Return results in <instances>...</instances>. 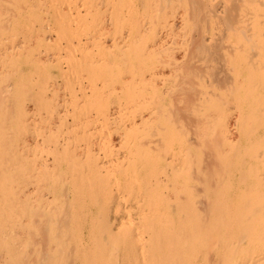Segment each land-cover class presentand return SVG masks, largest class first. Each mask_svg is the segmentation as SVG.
<instances>
[{
	"label": "rangeland",
	"instance_id": "374dc122",
	"mask_svg": "<svg viewBox=\"0 0 264 264\" xmlns=\"http://www.w3.org/2000/svg\"><path fill=\"white\" fill-rule=\"evenodd\" d=\"M161 1H163V3H161ZM179 4V13H175L174 16L169 15V18H167L164 16L166 11L164 9V0H0V200L1 198L3 199L0 201V264H243L246 255L243 254L238 244L245 229L244 217L241 218L240 215L244 214L243 211L246 209L247 205L244 204V201H242V203L240 199L244 196L242 192L243 190L246 191L247 186H245V181H242L245 186L244 188L240 180L243 176L240 172H242V166L244 165L242 157H244L243 154H245L242 150L245 147L243 146L245 144H242L243 141L241 140L243 139L241 137H243L242 132L245 131L247 124H251L254 129L257 125L259 126L264 123V119H262V117L261 119L258 117V119L252 118L251 121H246L243 118V106L246 100L252 97L254 93L253 91V93L240 91L230 93L229 91H226V89L219 90V88L214 85V87L206 88V92L201 91V96L198 94V96L202 98V101L203 99L204 101L206 100L207 95L203 96L202 94H206L207 91L209 96L214 94L212 99H210L211 96L210 98H207L213 100V102L208 103L210 107H207L209 106L207 103H204L203 107L201 105L195 106V109L193 110L197 111V114L199 113V115H196L195 111L192 110L196 117H199L200 114H202L204 118V114L207 113L206 119H208V114L213 115L214 113L212 117L210 115L207 122H203L202 124L201 121H199L201 123L200 129H202L203 132L205 130L208 131L212 137L210 132H212L211 130L215 128L217 120L223 119L226 120V122L228 120H232L233 122L231 121L230 123V127L232 128L230 130H232L231 132L235 137L240 135V138L237 136L238 141L240 139L239 142H242L240 144L235 140L237 143L234 141L233 146L236 144V148L230 150L228 147V150L223 151V153L212 148V153L214 154L212 155L213 158L211 160L214 161L213 165L215 163L217 164L212 167L209 172L210 174L208 173L209 175H204L206 172L204 174L201 173L202 176H205L207 180L211 181L209 184L207 182L199 183L197 180L199 176L197 172L199 163H202V158H205L204 154L206 150L208 152V149H204L202 146L200 148L199 146L195 149V155L193 154L194 157L192 159H190L189 155L186 157V154L181 156V149L182 151L184 149L182 148V139L184 136H181L180 131V133L176 131L174 133V142L171 143L165 151H163L165 154H168V157H171L174 154L175 157L173 156V159L176 162L173 159L172 160L176 169L179 168L180 170H185V167H194L195 173L198 176L196 177L195 173H193L194 175L192 173H187V175L185 174L186 179L188 176L191 178L188 179V182L191 181L189 182L190 184L194 186L196 185L197 187L199 186L200 190H207L208 188L206 187H210L208 192L211 190L212 192L210 191L211 194L210 192L209 194L214 195L213 199H216V203L210 207V210L208 208V214H206L207 212L205 208L200 204H197L196 206L192 204L189 205L188 201H185L190 209H187L185 212L186 214L182 213L184 218L187 216L186 219H182L184 220L182 221L180 218V220L183 223L188 219L197 220L199 223H202L203 221L205 222L199 224L200 228H203L196 239V243L193 241L196 247L194 245L192 246L195 248L192 246H189L190 248H186V242L189 241L188 239L190 238V234L193 232V229L199 233L198 229L200 228H197L198 225H195L197 224L195 221L193 222V224L195 223L194 228L191 229L190 227L189 229L183 227L180 229L177 236H174L175 238L172 237L170 239V234H165L164 236L162 233L164 238L162 236V238L159 239L160 241L162 239V241H159L160 244L157 245L158 247L156 246L157 249L153 248L154 242L156 241H154L152 245L153 239H149L150 234L148 235V232L147 235L143 233L145 237L142 236V231L144 232L145 230L146 233V231H151L150 229H152V223L148 222L151 224V226L148 224V228H150L148 230L145 228L144 230H139L140 232L138 233V237L142 236L146 238V240L143 241L145 244H148H146V247L152 246L153 248H151L150 253L145 254V258L149 257L148 254L153 255L155 253L153 256L150 255L148 260L147 258H144V254H142L144 259L140 257V254L137 257V251H139V248L142 246H140V242L142 244V241H137L138 238L137 240L133 239L134 242L130 238H128L130 240L126 238L125 240L127 242L119 245L118 250L113 247V244L111 245L112 240H108L106 236V233L108 232L106 226H112V228H116V226L119 227V224L123 221L122 219H124L125 223L126 221H129V219L131 221L133 220V222L138 225L139 221L136 219L138 217L136 210L138 207L137 205H139L138 203L140 202L139 200H142L143 197L145 201L148 200L149 202V199L145 198V194L148 192V189L145 187H143V189L142 187H137V185L135 186L136 183L132 184V182L128 184L129 188L127 190L126 186L125 189H123L124 187L121 189V191L123 190L122 192L120 191L118 193L120 197L117 201L119 204L117 210L121 207V210H119L120 213H117L118 211L116 210L108 213L110 216L109 219L112 218L113 223H111V225L110 223L108 224L106 221H103V218H99L98 216L100 215L96 218L90 219L92 224L89 223L90 220L82 221L81 224L79 223L80 225H78L79 221H76L75 224L73 223L75 226L78 225L83 228L80 235L81 233H85L86 237L82 240L78 237L76 238L75 236V238H71L72 234L69 233L68 236L67 232H65L67 235L64 233L63 236L56 235L52 232L45 235L37 234L35 237L25 239L23 238L24 235L22 234L19 223L17 203L20 190L19 188L22 187L20 186L22 185V180L19 172L21 174L20 166L22 167V164L20 163L22 160L21 151L23 148L28 150V159L26 158L28 163L25 162V164L27 163L25 165V170H27V176H30L31 178H29L30 180H27L29 183L33 179L32 176L36 166L40 164L38 166L40 167L42 163L47 162L53 164V162L59 158H65L64 160H66L67 156H70L68 155L70 150H72V152L75 150L73 149V146L75 148L76 144L78 147H76V150L83 151L84 148L86 151L88 149L86 155H84L85 158L84 156V159L80 157V159L85 162L84 165V162L82 161L84 167L78 165L79 162H77V159L74 160V164L78 163L76 164L78 165L77 169L81 168L78 172L76 171L77 169H75V165L73 168L75 170L73 171H75V173H81L80 175H82L79 176L76 173V178H82L85 176V178L87 177L86 181L83 180V178L80 180L86 182L85 184L88 183L87 180H89V182H92L93 180L92 184H97V187L100 186L99 188H104L106 185L102 183L105 182L100 181L102 183H97L99 178L96 180L92 176L93 173L91 171L95 172L93 167H88L87 169L90 172L87 171L86 167L88 164L86 162L88 161L89 163L87 155L90 159L91 157L96 159L98 152L100 154V156L98 154V158L103 159L98 160L97 158V162L103 161L106 163V161L109 162L112 159L108 164L112 162H114V164L116 162H123L121 165H129L130 163H133V161L136 163L137 160H140L139 162H145V159L148 161L147 158H143L147 155L144 154L142 156L138 154V149L135 147L134 139L132 140V137H127L126 128L130 127L129 124L133 123L134 117L136 118L135 122H139L141 120L140 116L137 114L139 113V109L141 110V108H139L141 107L140 105H149L148 102H152L160 94V92H156L154 89H151L152 87L149 83L146 82L145 84L147 78L142 75L144 73L145 75L147 74L145 70L148 71L149 69L147 65L149 61L145 60V57H142L143 53L140 52V47H138V45L136 47L129 45L133 39H137L139 36H143L142 38L144 39L145 37L148 38V35L146 36V33L144 34L143 32L145 30L147 31L145 28L148 27V29H152V31H156L155 29H159V32L163 31L160 35L162 40L165 39V37L168 38V36L173 39V36H170V33L172 32L171 29L173 28L172 26L174 20L176 21V24L184 22L187 30L189 29L192 31V28H194V22L189 16L191 7H188V11L186 10L187 7H185L187 2ZM160 5L161 8H159ZM182 13L188 14L186 16V21L184 17H182ZM166 21H168V24H165ZM169 23H171L172 26L169 27ZM164 25L167 27L165 28ZM152 31H150L149 34L152 33ZM138 33L142 34L136 35ZM128 39H130L129 42ZM126 43H128L127 46H125ZM119 47L122 49L120 50ZM140 68L141 70L144 69V72L139 73L138 70H140ZM172 78H170V81L168 80V77V79H166V85L164 87L161 86L162 88L159 89L164 91L165 89L167 90L171 87L169 91L167 90L168 92L165 90V94H162L167 101H165V108H168L169 106V109L170 107L174 108L176 104H178H174L175 106L172 104L173 102L178 101V99H176L178 96L176 92L179 93V88L177 89V87H173L177 90L176 92H172L175 91L172 89V86H174L173 84H177L174 79L175 77ZM143 79H145V81ZM143 83L145 85L148 84L149 87L148 85H144L143 87ZM199 87L200 86H198L199 90H203L204 88ZM151 90L154 91L157 96L154 97V93ZM209 91L213 94H210ZM180 94L181 93H179V95ZM254 95H256V93ZM214 96L216 99H213ZM217 96L220 98H217ZM184 97L185 96H183V98ZM174 98L176 99L175 101L172 100ZM180 98L182 99V96H180ZM221 98L223 99L221 100ZM217 99L218 101H216ZM146 101H148L147 104L145 103ZM198 106L201 108V111L197 108ZM196 109H199V112ZM146 113L148 112L146 111L145 114ZM260 114V116H263L262 113ZM199 118L197 119L199 120ZM236 119H238V121ZM202 126L205 128H202ZM263 127L264 125L262 126V130H264ZM262 130L260 129L259 131ZM141 132L143 134V130H141ZM86 133L88 135V137L86 135L88 139L84 136ZM145 134L146 133H144V135ZM254 136L255 134L253 135V138ZM98 138H100V140ZM104 140H110L112 142H107L108 144H111L107 145L111 147L110 149L106 146V141L104 142ZM97 141L100 145L102 141V145L100 146L97 143L98 147H96L97 145L94 142ZM254 141L255 140H253V142ZM103 142L107 148L104 147ZM59 143L61 145L63 144L65 147L67 145V150L60 148V151H55L56 145L61 147ZM90 143H94V147L92 144L91 149ZM105 149V152L109 150V154H106L108 156L106 159L104 157L105 152L98 151H104ZM88 151H90V154ZM72 152L70 153L72 154ZM111 152L112 154H110ZM236 154L239 156H236ZM158 155H160V153ZM158 155H155L156 161V157H158ZM63 156L65 157L63 158ZM186 158L190 161L188 159L186 160ZM85 159L87 161H85ZM125 159H129L128 162H132L126 163L127 160ZM97 162L95 160V163ZM90 163H92V161H90ZM168 163L172 164L171 159ZM74 164L71 162V166L69 165V168L73 167L72 165ZM66 165L67 164H63L62 166L64 171L69 169L67 167L68 165ZM91 165H93V163ZM174 165L172 164L168 167V169L172 170V166ZM64 167L67 169H64ZM82 168L85 169L86 172L85 170H82ZM51 170L53 171V169ZM52 171L49 172L51 173ZM60 171H58V176L59 173H61ZM105 172L106 171L103 170V172L98 173V176H101V180H106V184H108L107 180L109 182L110 179L109 184L112 185L114 177L107 179L106 174L108 173ZM146 172L148 174L144 171L143 174L138 177L140 178L139 181L141 179L143 180V178L146 179L143 180L144 182L141 181L144 185L148 183V177L151 178L152 174L154 176L158 173L154 174L152 171L150 172L148 170H146ZM44 175L42 178V175L38 176L42 179L40 182L43 180L47 181L39 183V187H44L45 189V185L47 183L50 185L52 179H54V174L51 173L49 175V177L51 176L50 178L48 175L46 176V173H44ZM90 175L92 177H90ZM102 175H104L105 179ZM75 176L76 175H74V179ZM108 176L112 175L109 173ZM119 177L122 178L123 176L118 175L116 179ZM201 179L203 178L201 177ZM228 180L229 183L230 180H232V182L230 184L226 183ZM212 183L217 184L214 185L215 187L217 186L216 188L214 187L215 189L211 186L213 185ZM130 184L134 185L135 188L133 186L131 187ZM49 185H47V187ZM101 185L105 186L101 187ZM31 187L33 186L31 185ZM31 187H29V190H33L35 188L34 187L32 189ZM130 187L132 189H130ZM136 187L138 189H136ZM168 188L169 189L165 187L164 191H173V188L170 186H168ZM42 189L39 188L38 192ZM44 189L42 191H44ZM40 193H37L39 197ZM139 193H141L142 197ZM207 194L208 193H199V195L202 196H206ZM161 197L159 199L161 203L158 200L157 201L159 203H157L158 205L161 204L160 206L162 207L157 206V203L154 202V205H152L154 208H152H162L161 212L158 210L159 213L162 214L159 215V217L163 216L162 218H164V216H166L165 218L168 217L167 212L170 214L169 209L168 211L166 210V213L163 209L169 207L171 204L177 206L176 203H179V201H181V205L185 204L184 200H176L173 203L174 200L168 198L166 194ZM199 197L200 199L202 198L201 196H198L197 198ZM168 199L169 201H172L169 202ZM137 200L139 201L138 203ZM38 201H40L39 198ZM40 202H46V199L45 201ZM241 203L244 204V206L246 205V207L242 208ZM163 206H165V208ZM175 206L172 210L176 209ZM200 206L203 207V209L200 208ZM153 209L150 210L153 211V213L150 212V216H153L152 214H156L157 209L156 211ZM190 211L193 213L195 211V214L192 212L191 214ZM173 212H175L174 215L176 217H179L176 215L175 210ZM115 213L120 215H116ZM127 213L131 215V218H129L130 216ZM190 214L195 219H193V217L190 219ZM157 216L158 214L155 215V217ZM206 216H208V220L205 221L204 219H207ZM120 217H122V219H120ZM97 218H99L100 221L102 220L100 223L103 224L105 222V224H101L102 226H99L100 231L97 227V222H99V219ZM95 219L97 221H95ZM154 219L156 220V218ZM154 219L152 220L151 217V220L149 219V221H154ZM92 220L94 222H92ZM104 220H106V218ZM131 221L130 223L134 224ZM83 222L86 225H84ZM116 222L117 224H115ZM56 226H54V228ZM79 227H76L77 230L74 227L76 233ZM103 228L107 231L106 233ZM101 229L104 230V232L101 231ZM186 233H188L189 237ZM23 239L25 241V245L19 249ZM177 245H181L182 247L184 246V248L183 251L181 250V253H174V257L172 251H174ZM230 245H233V248L228 247ZM255 245L256 243H254L252 251H255ZM261 246L263 248L259 252L255 251L251 253L253 258L258 255H264V242L262 241ZM243 247L244 246H242V248ZM192 249L194 251H192ZM167 254L169 255L166 256ZM154 256L157 257V260ZM170 256L171 259H168Z\"/></svg>",
	"mask_w": 264,
	"mask_h": 264
},
{
	"label": "bare ground",
	"instance_id": "6f19581e",
	"mask_svg": "<svg viewBox=\"0 0 264 264\" xmlns=\"http://www.w3.org/2000/svg\"><path fill=\"white\" fill-rule=\"evenodd\" d=\"M184 2H187V4H185L186 6L184 5L185 7H187L186 10L189 11V8L191 7L190 14H189V12H188V14L190 16V19H192L194 22L193 23L194 28H192V31H190L189 29L187 30L184 22H179L178 24H176V21L174 20L173 26L171 25V23H169V27L172 26L174 28V29L170 28L172 31L170 33L171 34L170 36H173V39L169 38V36H168L169 39L167 37H165V39H167V40H165V39L162 40V37L160 38V35L163 31L159 32L158 31L159 29L158 30L155 29L156 31H152V29L149 30L148 29L149 27H148V28H145V29H147V31L145 30L146 32L143 31L144 34L146 33V36L148 35L147 36L148 38H146L144 36L146 40L144 38H142L143 36H139V37H137V39L136 38L133 39L129 45L132 47H136L138 45V47H140V52L143 53L142 57H145V60L149 61V63L147 64L149 69L147 68L148 71L145 70L147 72V74L145 75V73L144 74L142 73L143 74L142 76L143 77L145 76V78H147L146 81H145V79H143L145 81V84H146V82L149 83L150 86L152 87L151 89H154L156 92L157 91L160 92V94L158 93L159 95L157 96L156 93H154V91L151 90L154 93V97L155 96H157V97L154 100L152 98L153 101L151 100L152 102H150V103L148 101L145 102L146 104L148 102L149 105H146V106H144L145 104L143 106L140 105L141 107H139V108H141V110L139 109V113H137L138 116H140V118H141V120L139 122H135L136 118L134 117L133 123L129 124L130 127L126 126V127H128V128H126L127 129V137H132V140L134 139L135 147H137V149H138V154L142 155V156L144 154L147 155L146 157L144 156L143 158H147L148 161H146V159L145 160L143 159L145 162H139L140 160L139 161L137 160V162L135 161L136 163H134V161H133V163H130L129 165H125V164L121 165L123 162L122 163L116 162L115 164H114V162H112V163H110L111 164L110 165L108 163L111 162L112 159L109 162L106 161V163L103 161L97 162L100 159V158H98V154H99L98 152L96 155L98 160H97V158L94 159L92 157L90 159V157H88V155H87V158L89 159V163L87 161L88 159L86 158L87 160L85 159V161H87L86 163L88 164L86 169L90 166L93 167L94 169L93 168L92 169L95 170V172H93V171H91V172L93 173L92 176L96 180H97V178H99L98 179L99 181L97 183H102L100 181L105 182L102 184H105L106 186L103 185V186H105L104 188H99L100 184L98 185L99 187H97V184L96 185L92 184L93 180H92V182H89V180H87L88 181L87 184H85L86 182H83L82 180H80L83 178V180L86 181V179H87V177L85 178V176H83L82 178L79 177V176H82V175H80L81 173L79 174L76 172L79 175L78 176L79 178H76L77 174L73 170L77 169L78 165L84 167L85 162H84V160L80 159V157L83 158V156L86 155L88 149L85 151V149L82 147L83 151L76 150L78 147H77V144L75 143L77 148L76 147L74 148V146H73V149H75L76 151L74 150L72 152V150H70V152H72V154L70 152L68 154L71 156V159H70V156H67V159L64 160L65 159L64 157L66 156L65 155V156H63L64 159H62V158L56 159L53 162V164H51L50 162H47V163H42L40 167H38L40 164L36 167L34 166L35 167L34 172L32 171L34 174H33V176L31 175L33 179L29 183L27 180L30 178V176H27V170H25L26 169L25 165L28 163V161L26 160L28 150L26 148H23V150L21 151L22 160L20 159L21 160L20 164H22V167L20 166L21 174L19 172V175H21V180H22L21 181L22 185H20V186H22V187L19 188L20 190H19V194H18L19 196H18V203H17L18 204L17 206H18L19 223L21 226L22 234L24 235L23 238H25V239L26 238H32V237H35L37 234H44L45 235V234L52 233V232L56 235H62L63 236L64 233L67 232L68 236H69V233L72 234L71 238H73L75 236L76 238L78 237L81 240L84 239L86 237V235H85V233H81V235H80V232L83 230V228L81 226H80L81 227L80 228L78 225H80L82 221L96 218L98 215H100V216H98L99 218H103L102 219L103 221H106V223H108V224L110 223V225H111V223H113V222H112V218L109 219L110 216L108 215V213L114 212L115 210L118 211L117 213H120L119 210H121V207H120V209L117 210V208L119 206L117 201L120 197L118 193L121 191V189L123 187H124L123 189H125L126 186H127V188H126V190H127L129 188L128 184L131 182H132V184L136 183L135 186L137 185V187L138 186L142 187V189H143V187H145L148 189L149 193L146 192L145 198L149 199V202H148V200L145 201L144 198L142 197L141 193H139L142 197V200L138 199L140 202L137 200V203L139 202L138 203L139 205H137L138 207L136 210L137 211L136 213L138 216L136 219L139 221L138 225L136 223H134L133 220L131 221L130 219H129V221H126V223H125L124 219H122V217H120V219H122L123 221H121V223L119 222L120 223L119 227L116 226V228H112V226H109V227L106 226L108 232L103 228L105 230V233L107 232L106 236H107L108 240H110V241L112 240L111 245L113 244V247H115L117 250L119 249V245H122L123 243L127 242L125 240L126 238L127 239L130 238L133 242H134L133 239L137 240V238H138L137 241H139V240L142 241V244L140 242V246L142 245L141 246L142 248L140 247L141 249L139 248V251H137V253H138L137 257L140 254L141 255L140 257H142V259H144L145 254L150 253L152 246L146 247L147 243L145 244V242H143L146 240V238H144L145 235H143V233L147 235V232H148V235L150 234L149 239L150 240L153 239L152 245H153V242L156 241V242H154V245H153V248H156V246L158 244H160V242L162 241V239H161V241L159 240L163 236L162 233L164 234V236H165V234H170L169 236L171 239L172 237L177 236L178 232H180V229H182L183 227L189 228V229L191 227V229H192V228H194L195 225L196 226L198 225L197 228L198 227L200 228L199 224L201 222L199 223L197 220L195 221V220H189L188 219L184 223L182 222V221H184L182 219H186V217H187V216H185V218H184L182 216V213H185L187 211V209L189 208L185 201H188L189 205L192 204V205L196 206L197 204H200L201 206H203L205 208V210L207 212L206 214H208V208L210 210V207L216 203V199H213L214 195H210L212 192L211 190H210L211 192L209 191L210 192V194H209L208 190L210 187H206V188H208L207 190H200L199 186L197 187L196 185L194 186V185L190 184L189 182H191V181L188 182V179H191V178L188 176V178L186 179V175H187V173H190V174L195 173L194 167H192V166L190 168L185 167V170L184 169L180 170L179 168L176 169L174 162H173V160H174L173 158L175 157L174 154H173L174 157L173 156L168 157V154H165L163 151H165L168 148V146L174 142V139H175L174 133L176 131H178V132L180 131L181 133L180 132L179 133L181 134V136H184V138L182 139V146H183L182 148H184V149H183V151L181 149V154H180L181 156H184V154H186V157L189 155L190 159H192L195 155L194 154L195 149H197L199 146H200V148L202 146V147H204V149H208V152L206 150L207 153L205 152V154H204L205 158H202V163H199V168L197 171L199 176L196 175V173H195V176L196 177L198 176L197 180L199 181V183H202V182L206 183L207 182L209 184L211 182V181L207 180V178H205V176H202L201 173L204 174L206 172V174H204V175H207L211 171L212 167L215 164H217V163H215L213 165L214 161L211 160L213 158L212 155L214 154V153H212V150L216 149V150L221 151L223 153V151L228 150V147L230 148V150L236 148V144H235V146H233L234 145L233 142L235 140L237 142L240 141V139L238 141V137L240 135L239 136L237 135L238 137L236 136L237 137V139H236V137L231 132L232 130H230L232 128V127H230V123L232 120H228L226 122V120H223V119L222 120L216 119L217 121L215 124V128L212 129L210 127L212 129L211 130L212 132H210L212 137L210 136L208 131L205 130L203 132L202 129H200L201 123L203 124V122H207V120L209 119L211 114L207 115L208 119H206L207 113L204 114L205 115L204 118H203L202 114H200V116H199L200 118H199L198 116L196 117V115H199V113L197 114V111H195L193 109H195V106H197V105H201L203 107L204 103L208 104L209 102H213V100H210V99H212V96L214 94L210 93V91H209V93L213 94L212 96L210 95L211 98L207 94L208 91L206 94L204 93L205 95L202 94L203 96L207 95L206 97L210 98V99H207L205 97L206 100L204 101V99H203L204 102L202 101V98H200L198 96V94L200 95L201 91L206 92L205 91L206 88L214 87V85L216 87H218L219 90L220 89H224V90L226 89V91H229L230 93L231 92L236 93L239 91L240 92H252L253 91L254 93L252 92L253 93L252 97L247 99L244 106H243V108H244V117L243 118L246 121H251L252 118H254V119L260 118L261 119V117H262V119H264L263 118V116H264V91H263V89H264V0H164V3H165L164 9L166 10L165 11L162 9L163 11H165L164 16L169 18L168 17L169 15L174 16L175 13H179V8H180L179 3L183 4ZM161 3H163V1H161ZM159 8H161V5ZM188 14L182 13V17H184L185 21H186V16ZM148 19H149V17H148ZM131 20H132V18H131ZM165 20H167V19H165ZM165 24H168V21H166ZM164 27L166 28L167 26L164 25ZM150 31H152V33L149 34ZM139 34H142V33H138L136 35H139ZM132 37H135V36H132ZM180 39H182V40H180ZM129 40L130 39H128V42H129ZM126 42H127V40H126ZM127 44L128 43H126V45L125 44L124 45L127 46ZM117 45H119V44H117ZM125 46H123V47H125ZM119 49H120V47H119ZM141 68H144V67H141ZM141 68H140V70H138L139 73L144 72L143 71L144 69L141 70ZM170 76L175 77L174 79L176 80L175 82L177 83V84H173L174 86H172V89H174L175 91H172V92H176V90L179 88L178 90H179V93H181V94L179 95V93L176 92L177 95L179 96V98H178V96H177V98L175 96H173L176 99H178V101H175L176 99L174 98L172 100L175 102H173L172 104L173 105L176 103H178V104H176V106L174 105L175 106V107L173 106L174 108L170 107V109H169V106H168V108L167 107L165 108V101L166 100H165V97L162 96V94L163 95L165 94L164 91L166 89L164 91H162V89L161 90H159V89L162 88L161 86L164 87L166 85V79H168V77H169L168 80L171 81L170 78H172V77H170ZM141 77H139V78H141ZM159 78L161 81L159 80ZM177 79H178V81H177ZM167 82H169V81H167ZM145 84L143 83L142 86L144 87ZM147 85H145V86H147ZM198 86L204 87L203 90H201V89L199 90ZM148 87H149V85H148ZM173 87H177V89L173 88ZM145 88H147V87H145ZM218 88H216V89H218ZM142 89H144V88H142ZM169 89H167V90L169 91ZM167 90H166V92H168ZM255 93H256V95H254ZM166 95L168 96L167 93H166ZM180 96H182V99L180 98ZM183 96H185V97L183 98ZM214 97H213V99H216V97L215 98ZM217 98H220V97L217 96ZM222 99L223 98H221V100ZM216 101H218V99ZM141 104H143V103H141ZM207 107H210V105ZM197 108H199L201 111V108L199 106ZM199 109H196V110H198V112H199ZM204 109H205V107H204ZM192 110L195 111L196 115H194L195 113ZM146 111L148 113L145 114ZM189 111H191V112H189ZM260 113H262L263 116H260L261 115ZM135 114H134V116H135ZM213 115H214V113H213ZM213 115H211V117ZM201 116H202L203 120H202ZM197 118H199V120ZM236 120L238 121V119H236ZM199 121H201V123ZM260 122H262V121H260ZM233 124H231V125H233ZM263 125H264V123L260 124L259 126L257 125L253 129L251 124H247L245 131H243L244 133L242 132L243 137L240 136L243 139V140H241V141H243V143L239 142L240 144L241 143L245 144V145H243L245 147L242 149L243 153H245V154H243L244 157H242L243 155L241 156L242 162L244 163V165L242 166V168H243L242 172H240V174H242L244 177L241 175L242 177L240 180H241V182L245 181L244 182L245 186H247L246 191L243 190V192H242V194H244V196L242 197L240 195L242 197L240 199L241 202L244 201L245 202L244 204L247 205V207H246V205L244 206V204H242L243 202L241 203L242 208L246 207V209L244 211L242 209V211L244 213L242 215H244V216L240 215L241 218L244 217L245 229L243 231L241 240L238 244V246L241 248V251L243 252V254L246 255L243 264H264V255H258L254 258L251 256V253H253L255 251L259 252L263 248L261 246V241L264 242V130H262ZM204 126H202V128ZM184 128H186L187 130ZM260 129L262 131H259ZM263 129H264V127H263ZM141 130H143V134H142ZM184 130H186V131H184ZM144 133H146V134L144 135ZM254 134H255V136H254L255 139L253 138ZM86 135H87V133L84 136L86 137ZM87 137H88V135H87ZM127 137H126V139H127ZM98 139L100 140V138H98ZM253 140H255L256 142L254 141L255 142L254 143ZM98 141L94 142V143L97 145ZM105 141H106V146L111 145L110 143L109 144L107 143V142H109L108 140H104V142ZM94 143H90V149H91L92 144L94 147ZM98 144L100 145V143H98ZM101 145H102V141H101ZM103 145L105 148L109 147V146L106 147L105 143ZM66 147H67V145H66ZM66 147L63 144L61 145V147L56 145L55 151H57V152L60 151V148H62V149L64 148L65 150H67ZM96 147H98V145ZM68 148H70V147H68ZM87 148H89V147H87ZM110 148L111 147H109V149ZM102 149H104V148H102ZM98 151L105 152L106 149L104 151L103 150H98ZM108 151L105 152L104 154L108 155L109 154ZM111 151H112V149H111ZM88 153L90 154V151H88ZM94 153H96V152H94ZM159 153H160V155H158ZM110 154H112V152ZM105 155H104V157L106 159L108 156L107 155L105 156ZM155 155H158V157H156L157 161L155 160ZM237 155L238 154H236V156ZM99 156H100V154H99ZM153 156H154V158H153ZM196 157H197V155H196ZM84 158H85V156H84ZM76 159H77V162H79V164L76 163L78 165L74 164V162H75L74 160H76ZM93 159H94V161H93ZM102 159H100V160H102ZM170 159H171L172 164L174 165V166H172V170L168 169V167L172 165V164L168 163ZM187 159L188 158H186V160ZM78 160H80V161H78ZM95 160L97 163H95ZM125 160H127L126 163L132 162V161L128 162L129 159H125ZM82 161L84 162V165H83ZM90 161H92L93 165H91L92 163H90ZM25 162H27V163L25 164ZM71 162H73L74 165H72L73 167L69 168V165ZM63 164L68 165V166L67 165L66 166L69 169L64 167V169H67V171L66 170L64 171L62 169ZM196 165H197V163H196ZM74 166L76 167L75 169H73ZM80 168H78L76 171H78ZM51 169H53V171ZM102 169L104 171H106L105 173H108V174H106L107 176L109 175V173H110V175H112V176H108V177L105 175L107 179L114 177V179H113L114 181H113L112 185L109 184L110 179H109V182L107 180L108 184H106V180H103V179L101 180L100 179L101 176H98V173L103 172ZM82 170H85V169L82 168ZM146 170H148L150 172L152 171V173H154V174L157 172L158 173H157V175H154V176H153V174H152V176L150 174L151 178L148 177L149 178V179L147 178L148 183L146 185H144V183H142L141 181L146 180V179L143 178V180L141 179L139 181L140 178H138V177H140L144 171H145V173H147ZM49 171H52L51 173L54 174L55 180L52 179L53 178L52 177L51 178L52 181H51L50 185L48 183L45 185V183H44V185L46 186L45 189H44V187H39V185H40L39 183L46 181V180L45 181L43 180L40 182V180H42L41 178L43 177L44 173H46V176L48 175V177L51 174ZM58 171L61 172V173H59V176H58ZM87 171H89V170L87 169ZM85 172H86V170H85ZM69 173H70V175H69ZM82 174H83V171H82ZM38 175H40V176L42 175L41 178ZM74 175H76L75 179H74ZM85 175H87V174H85ZM118 175H120V176L122 175L123 177L122 178L119 177L118 179H116L118 177ZM92 176L90 175V177H92ZM102 176L104 177V175H102ZM200 176L203 179H201ZM152 177H154V178H152ZM104 179H105V177H104ZM242 179H244V180H242ZM94 182H95V180H94ZM194 182H196V181H194ZM231 182H232V180H230V183ZM243 182H242V185H243ZM226 183H229V180ZM132 184H130V186L131 187L133 186L135 188V186ZM31 185L33 187H31ZM47 185H49V186L47 187ZM214 185H217V184H213L211 186H213V188H214L215 187ZM103 186L101 185V187H103ZM168 186L173 188V191H171V189H170L171 192H168V191L165 192L164 188L167 187V189H169ZM245 186H244V188H245ZM29 187H31L32 189L34 187L35 188L33 190H29ZM131 187H130V189H132ZM137 187H136V189H138ZM39 188H41V189L43 188L44 191H42L43 190L42 189L38 192ZM46 188H48V189H46ZM211 189H212V187H211ZM37 193H40V197L37 195ZM199 193H208L209 196L207 194L206 196L203 195L204 196L203 197L202 195H199ZM165 194L168 196V198L174 200L173 203L176 200H184L186 205L185 204L181 205V201H179V203L178 202L176 203L177 206H175L173 204H171L170 206L168 205L169 207L166 206L167 208H165V206H163L165 208V209H163L165 211V213H166V210L168 211V209H169L170 214L167 212L168 217L165 218L166 216H164V218H162L163 216L159 217V215H162V214H160L158 211V210H160V212H161L162 208L161 209H158V208L162 207V206H160L161 204L158 205V203L159 202L161 203V201H159V199L161 196H164ZM198 196H201L203 199L202 198L200 199V197L197 198ZM38 198L42 202L45 201V199H46V202L41 203L40 201H38ZM161 198H163V197H161ZM1 200H3V199L1 198ZM168 201H169V199H168ZM170 201H172V200H170ZM154 202L155 203L158 202L157 206H159V207H156L155 209H153L154 206H152V205H154ZM178 204H179V206H178ZM252 204H254V205H252ZM155 206H156V204H155ZM174 206L176 208V209H174L176 211V215H178L179 217H176L174 215L175 212H173L174 210H172V208ZM201 206H200V208L203 209V207H201ZM151 209H153L154 211H156V209H157L156 214H158L157 217H159V218L155 217L156 214L155 215L152 214L154 216V218H156V220L153 218V216H150V212L153 213V211H150ZM191 212L192 211H190V213ZM162 213H163V211H162ZM193 214H195V211ZM116 215H120V214H116ZM128 215L130 216L129 218H131V215L130 214H128ZM104 217L106 218V220H104L105 219ZM151 217H152V220L154 219V221H149V219L151 220ZM192 217L193 216L191 215L190 219H192ZM206 217H207V219H204L205 221L208 220V216H206ZM99 218H97V219H99ZM118 218H116V219H118ZM180 218L182 221L180 220ZM193 219H195V218L193 217ZM76 221L77 222L79 221V222H78V225L75 226L74 224ZM95 221H97V220L95 219ZM98 221L99 222H97L98 223L97 227L99 228V226L102 223H100L101 222L100 219ZM130 221L133 222L134 224L130 223ZM194 221L197 224L194 223L195 224L194 225L193 224ZM92 222H94V221L92 220ZM148 222L152 223V227H151L152 229H150L151 231L148 230L150 228V227L148 228V226H149L148 224H150ZM89 223L92 224L91 220ZM83 224H84V222H83ZM87 224H88V222H87ZM103 224H105V222ZM115 224H117V222ZM53 225L54 226L57 225V226L54 228ZM84 225H86V224H84ZM113 226H115V225H113ZM150 226H151V224H150ZM201 226H204V225H201ZM74 227H75V229H76V227H79L77 233H76ZM144 228L146 230H148V231H146V233H145ZM202 228L203 227L198 229L199 233H198V231H196L194 229H193V232L191 231L192 233L190 232L192 235L190 234V238L188 240L191 242H189V241L186 242V248L189 246H192V245L195 246L196 239L198 238ZM86 229H87V227H86ZM91 229H93V228H91ZM104 230L101 229V231H103V232H104ZM113 230H115V231H113ZM139 230L140 231L144 230V232L142 231V236H144V237L139 236L140 238L142 237L141 238L142 240L138 237V233L140 232ZM99 231H100V228H99ZM149 232H151V233H149ZM67 233H65V234L67 235ZM188 233H186V234L188 235ZM160 234H161V237H160ZM139 235H141V234H139ZM164 236H163V238H164ZM188 237H189V235H188ZM68 238H70V237H68ZM130 239H128V240H130ZM110 241H109V244H110ZM24 242L25 241L23 239V241L21 242V244L19 246V249H21L25 245ZM150 242H149V244H150ZM254 243H256L255 251H252V247H253ZM194 246H192V247H194ZM242 246H244V247L242 248ZM228 247L233 248V245H230ZM111 248H112V246H111ZM183 248H184V246L182 247L181 245H177L175 247L174 251H172V250H169V251H172L173 256L175 257L174 253H178V254L181 253V250L183 251ZM192 251H194V250L192 249ZM142 254H144V258H143ZM169 254H170V252H169ZM169 254H167L166 256H168ZM150 255H152V254H150ZM150 255L148 254L149 257H146L147 260H148V258H150ZM159 255H157V256H159ZM248 255H250V256H248ZM154 257H156V256H154ZM168 259H171V256ZM156 260H157V257H156ZM159 263H160V261H159ZM83 264H85V263H83Z\"/></svg>",
	"mask_w": 264,
	"mask_h": 264
}]
</instances>
